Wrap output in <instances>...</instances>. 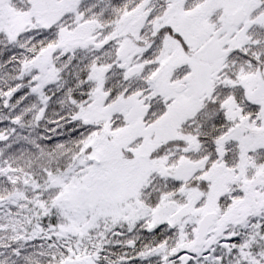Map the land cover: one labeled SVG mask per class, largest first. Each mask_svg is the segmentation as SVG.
Here are the masks:
<instances>
[{
    "label": "snow or ice",
    "instance_id": "1",
    "mask_svg": "<svg viewBox=\"0 0 264 264\" xmlns=\"http://www.w3.org/2000/svg\"><path fill=\"white\" fill-rule=\"evenodd\" d=\"M0 264H264V0H0Z\"/></svg>",
    "mask_w": 264,
    "mask_h": 264
}]
</instances>
